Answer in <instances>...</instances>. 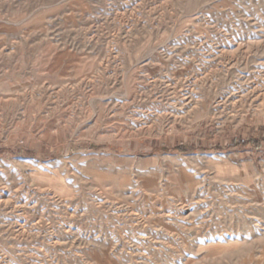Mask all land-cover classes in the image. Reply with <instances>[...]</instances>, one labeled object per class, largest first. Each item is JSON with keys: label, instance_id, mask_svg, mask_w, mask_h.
Wrapping results in <instances>:
<instances>
[{"label": "rangeland", "instance_id": "1", "mask_svg": "<svg viewBox=\"0 0 264 264\" xmlns=\"http://www.w3.org/2000/svg\"><path fill=\"white\" fill-rule=\"evenodd\" d=\"M0 264H264V0H0Z\"/></svg>", "mask_w": 264, "mask_h": 264}]
</instances>
